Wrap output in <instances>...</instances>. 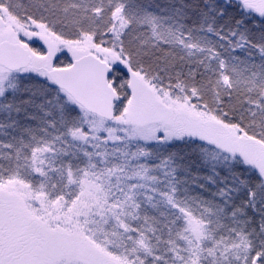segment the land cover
I'll return each instance as SVG.
<instances>
[{"label": "snow or ice", "instance_id": "1", "mask_svg": "<svg viewBox=\"0 0 264 264\" xmlns=\"http://www.w3.org/2000/svg\"><path fill=\"white\" fill-rule=\"evenodd\" d=\"M0 264H264V0H0Z\"/></svg>", "mask_w": 264, "mask_h": 264}]
</instances>
